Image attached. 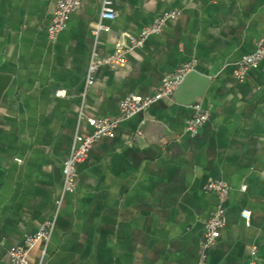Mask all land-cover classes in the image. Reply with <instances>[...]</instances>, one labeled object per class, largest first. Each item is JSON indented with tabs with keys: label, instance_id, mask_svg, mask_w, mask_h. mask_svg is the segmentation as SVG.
<instances>
[{
	"label": "crops",
	"instance_id": "crops-1",
	"mask_svg": "<svg viewBox=\"0 0 264 264\" xmlns=\"http://www.w3.org/2000/svg\"><path fill=\"white\" fill-rule=\"evenodd\" d=\"M56 1L0 0V74L10 77L0 97V264L47 221L44 264H197L216 200L203 189L210 180L230 192L206 264H264V59L244 80L233 77L264 37V0H114L116 17L101 21L109 30L98 37L100 0H83L52 41ZM169 11L178 16L126 65L99 69L86 87L93 50L112 53ZM191 61L210 78L198 133L185 132L192 105L156 102L99 139L77 166L74 192L63 194L62 166L75 134L91 133L87 120L116 117L128 94L154 95ZM145 121L164 129L157 143Z\"/></svg>",
	"mask_w": 264,
	"mask_h": 264
},
{
	"label": "built area",
	"instance_id": "built-area-1",
	"mask_svg": "<svg viewBox=\"0 0 264 264\" xmlns=\"http://www.w3.org/2000/svg\"><path fill=\"white\" fill-rule=\"evenodd\" d=\"M83 0H57L54 6L52 20L47 29L50 40H55L58 34L66 27L70 15L77 10ZM114 0H100V21L96 23L93 34L98 37L101 31H108L109 28L102 24V20H113L116 13L113 9ZM178 12L169 11L157 15L151 24L141 30L138 36L132 37L127 43L117 42L112 53L105 56H98L95 50L91 52L85 74L86 87L94 83L97 71L108 66H124L127 62V55L141 48L146 40L159 34L166 26L167 22L175 19ZM264 59V37L259 40L255 50L246 56H243L235 64L233 77L242 81L245 79L250 68L258 65ZM194 70V61L183 64L174 72L167 74L162 79L157 92L152 96H141L130 93L119 103V114L114 118H89L88 125L92 131L89 134L76 133L71 150L62 166L63 175V194L73 193L75 189V180L78 175L77 166L84 162L90 149L101 138H114L122 122L128 120L134 115L146 110L150 105L171 99L173 93L178 88L186 74ZM60 96V92H57ZM194 110L193 117L186 122L185 132L195 136L199 129L208 120V113L199 103L192 105ZM141 133L139 132V135ZM206 192L215 195V204L209 219L204 224V232L199 249L197 264H206L208 251L220 238L221 230L225 225V203L228 199L230 187L221 180H210L203 186ZM245 186L242 190H245ZM61 201H57L60 206ZM241 217L246 223H249L250 211L243 210ZM54 229V222L47 221L35 233L25 235L20 244L9 250L10 264H44L47 255V245ZM39 246V256L37 262L29 260V253L35 247ZM256 251L252 250L251 255L255 256ZM249 264H256L251 261Z\"/></svg>",
	"mask_w": 264,
	"mask_h": 264
},
{
	"label": "water",
	"instance_id": "water-1",
	"mask_svg": "<svg viewBox=\"0 0 264 264\" xmlns=\"http://www.w3.org/2000/svg\"><path fill=\"white\" fill-rule=\"evenodd\" d=\"M10 81V77L7 75L0 74V97L5 91ZM210 83V78L205 76L195 69L185 75L178 88L173 93L174 100L182 105H193L198 103ZM141 130L145 131L149 141L157 143L159 137H161L164 129L161 128L157 122L145 121ZM153 131L157 134L154 133Z\"/></svg>",
	"mask_w": 264,
	"mask_h": 264
}]
</instances>
